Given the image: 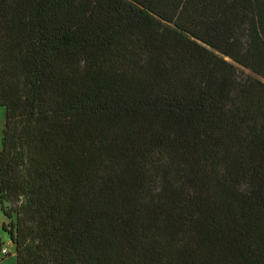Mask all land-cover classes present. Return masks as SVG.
I'll use <instances>...</instances> for the list:
<instances>
[{"label": "trees", "instance_id": "obj_1", "mask_svg": "<svg viewBox=\"0 0 264 264\" xmlns=\"http://www.w3.org/2000/svg\"><path fill=\"white\" fill-rule=\"evenodd\" d=\"M0 108L16 264H264V0H0Z\"/></svg>", "mask_w": 264, "mask_h": 264}, {"label": "rangeland", "instance_id": "obj_2", "mask_svg": "<svg viewBox=\"0 0 264 264\" xmlns=\"http://www.w3.org/2000/svg\"><path fill=\"white\" fill-rule=\"evenodd\" d=\"M246 73H249V71H246ZM4 123H5V110L4 108H0V150L2 148ZM4 222H9V220L4 218L0 210V243L2 245L1 246L2 251L0 252V264H16L15 245L10 240L8 234L5 233L2 229V225ZM6 253H9L11 256L8 258H4Z\"/></svg>", "mask_w": 264, "mask_h": 264}]
</instances>
